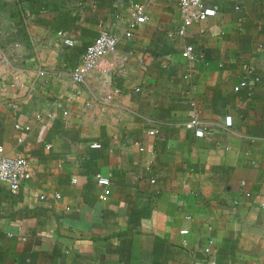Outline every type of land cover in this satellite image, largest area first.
Returning <instances> with one entry per match:
<instances>
[{"label": "crops", "instance_id": "crops-1", "mask_svg": "<svg viewBox=\"0 0 264 264\" xmlns=\"http://www.w3.org/2000/svg\"><path fill=\"white\" fill-rule=\"evenodd\" d=\"M16 1L0 145L31 175L0 180V264H264V0H203L184 33L179 0ZM103 29L116 50L75 81Z\"/></svg>", "mask_w": 264, "mask_h": 264}, {"label": "built area", "instance_id": "built-area-1", "mask_svg": "<svg viewBox=\"0 0 264 264\" xmlns=\"http://www.w3.org/2000/svg\"><path fill=\"white\" fill-rule=\"evenodd\" d=\"M179 2L183 21L177 31L179 33H184L193 21L204 19L207 16V11L203 0H179ZM135 13L136 16L132 20L130 28L125 32L126 36H130L132 34V29L148 18L142 4H135ZM119 40V34L103 29L95 40L87 46L82 55L81 61L73 67L72 78L78 82L85 81L88 74L98 68L104 62L106 57L116 50ZM65 42L72 44L73 40L71 38H65ZM192 50L193 45L189 44L184 53L189 57H193ZM245 84H247V80L243 79L240 82V85ZM231 123V119L229 118L227 124L230 125ZM186 124L189 127L195 128V131L199 136H204L209 131L207 125L196 113L192 115ZM150 132L154 133L155 129H152ZM92 146L98 147L100 146V143L94 142L92 143ZM3 150L4 147L0 145V180L5 181L10 189L15 192L21 183L31 175L29 160L22 154H4L2 153ZM96 178L101 184H108L110 182L109 177L100 172L96 173ZM181 231L186 232L187 229L183 228ZM205 249L208 252L211 251V241Z\"/></svg>", "mask_w": 264, "mask_h": 264}, {"label": "rangeland", "instance_id": "rangeland-1", "mask_svg": "<svg viewBox=\"0 0 264 264\" xmlns=\"http://www.w3.org/2000/svg\"><path fill=\"white\" fill-rule=\"evenodd\" d=\"M22 18L16 0H0V61L12 56V49L23 36Z\"/></svg>", "mask_w": 264, "mask_h": 264}]
</instances>
